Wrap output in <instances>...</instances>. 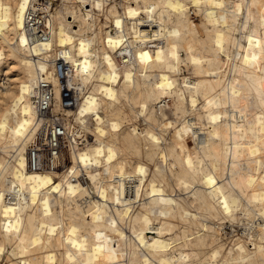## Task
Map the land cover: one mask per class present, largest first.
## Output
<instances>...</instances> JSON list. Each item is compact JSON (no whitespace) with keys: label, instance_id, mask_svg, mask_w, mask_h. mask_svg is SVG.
<instances>
[{"label":"bare ground","instance_id":"obj_1","mask_svg":"<svg viewBox=\"0 0 264 264\" xmlns=\"http://www.w3.org/2000/svg\"><path fill=\"white\" fill-rule=\"evenodd\" d=\"M54 1L0 0V264H264V0ZM58 60L90 140L38 166Z\"/></svg>","mask_w":264,"mask_h":264},{"label":"built area","instance_id":"obj_2","mask_svg":"<svg viewBox=\"0 0 264 264\" xmlns=\"http://www.w3.org/2000/svg\"><path fill=\"white\" fill-rule=\"evenodd\" d=\"M110 2V0H105ZM116 2L118 6L124 2V0H112ZM45 6L50 5L51 7H56L57 2L54 0H40ZM52 4H48L51 3ZM90 6V4H89ZM91 6L89 7V9ZM37 20L30 23L33 24L37 29H30L29 34L33 38L44 37L46 34L45 28L48 30V26L42 21L45 15L40 12V14L35 15ZM40 18V20L38 19ZM81 21H76L77 27L84 28L88 23L93 21V16L90 11L83 12L81 15ZM44 20V19H43ZM29 24V22L27 23ZM58 76L62 86L61 96L59 100L60 107L62 110H54L55 108V93L53 86L40 82L37 86V92L35 96V104L38 111V115L41 121V126L39 130L38 137L34 141V154L36 153L37 165L42 163L47 165L48 163H55L57 167H63L66 164L63 153L66 149L63 144V138L66 134L74 137L77 136L81 146H86L89 143L90 138L78 127L73 128L72 131L76 133L72 135L68 130L67 117L64 113L65 109L74 108L78 105V98L75 95V91L69 86L68 83V68L64 61L58 60ZM71 134V135H70Z\"/></svg>","mask_w":264,"mask_h":264},{"label":"rangeland","instance_id":"obj_3","mask_svg":"<svg viewBox=\"0 0 264 264\" xmlns=\"http://www.w3.org/2000/svg\"><path fill=\"white\" fill-rule=\"evenodd\" d=\"M193 10H194V7H192V11ZM191 18H192L194 24L199 25L201 23L200 15H198V14H196L194 12H191ZM251 27L252 28L256 27L254 22H251ZM185 73L187 74V72H185ZM167 101H169V100H167ZM168 103L171 104V102H168ZM155 108L158 109L156 104H155ZM159 113H160L159 117L167 124V126L169 128L168 129H166V128L158 129V131L161 130V132L165 135V137L170 140V138L172 136V132L174 131V129H173L174 126L175 125H179L180 123H182L183 122V118H177V117L173 116L171 108H169L167 106L163 109L162 112H159ZM176 122H178V123H176ZM131 123H136V121L134 120ZM236 226L237 227H235L233 229L231 228V230H229V232L234 234V233H237V232L245 231L243 225L239 224V225H236Z\"/></svg>","mask_w":264,"mask_h":264}]
</instances>
